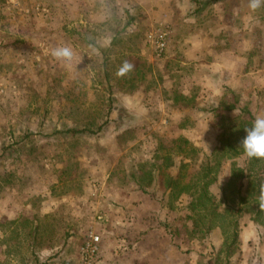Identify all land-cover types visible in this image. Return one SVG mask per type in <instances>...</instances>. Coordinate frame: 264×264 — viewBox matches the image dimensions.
<instances>
[{
	"label": "rangeland",
	"instance_id": "obj_1",
	"mask_svg": "<svg viewBox=\"0 0 264 264\" xmlns=\"http://www.w3.org/2000/svg\"><path fill=\"white\" fill-rule=\"evenodd\" d=\"M163 31L168 46L159 57L155 40ZM60 44L73 46L79 62L55 61L50 51ZM126 59L135 69L118 77ZM229 106L236 110L227 114ZM248 112L254 119L264 113V7L253 13L248 0H0V262L78 264L91 233L101 242L96 264L212 257L225 240L219 228L181 248L168 236L144 234L156 217L168 220L163 189L142 194L132 176L179 138L211 154L221 128L232 125L228 116ZM230 173L227 163L216 196ZM189 202L182 198L178 218ZM141 237L162 243V256L139 248ZM240 241L230 264H264V229L243 219ZM12 247L20 248L18 258L4 255Z\"/></svg>",
	"mask_w": 264,
	"mask_h": 264
},
{
	"label": "trees",
	"instance_id": "obj_2",
	"mask_svg": "<svg viewBox=\"0 0 264 264\" xmlns=\"http://www.w3.org/2000/svg\"><path fill=\"white\" fill-rule=\"evenodd\" d=\"M180 98L186 100L184 96ZM235 110L234 106L226 108L227 114ZM247 111L243 109L241 112ZM228 117L233 126L221 128L223 132L219 135L218 145L211 154L197 148L189 140L179 138L171 148L159 151L151 162L140 164L132 176L142 194H147L150 187L163 189L159 204L168 220L164 222L159 216L156 217V225L144 234H158L163 241L168 236L176 247L181 248L183 245L191 246L195 242L203 243L216 228L222 230L225 238L222 247L212 257L201 255L197 264H230L241 252L243 219L248 218L256 227L264 229V210L258 206L259 187L264 184V159H248L239 147L240 141L246 136L245 128L252 125L254 116L248 112L233 120ZM102 128L94 132L71 130L68 134H97ZM239 158L244 159L242 164L237 163ZM227 163H230V177L220 188V195L216 196L212 190L219 186ZM150 195L156 198L159 194L153 192ZM185 196L190 202L186 213L178 218V204ZM32 231L37 235L38 228H33ZM130 233L132 232L126 231L123 240L129 241ZM161 244L151 245L142 237L137 240L139 248L149 252L156 251L159 257L162 256V252H158L161 250ZM34 249L30 248V253L36 259ZM132 249L129 247L120 253H128ZM19 254V247H12L4 253L6 257L12 258H18ZM180 264L191 263L186 259Z\"/></svg>",
	"mask_w": 264,
	"mask_h": 264
},
{
	"label": "clouds",
	"instance_id": "obj_3",
	"mask_svg": "<svg viewBox=\"0 0 264 264\" xmlns=\"http://www.w3.org/2000/svg\"><path fill=\"white\" fill-rule=\"evenodd\" d=\"M248 7L251 12H256L264 7V0H248ZM50 55L53 59L65 66H71L79 62V53L69 44H60L52 48ZM135 69L130 60H123L118 66L116 75L125 77ZM246 136L240 141L239 147L248 159H264V113L258 114L252 125L245 128ZM259 209L264 210V184L259 187L258 193Z\"/></svg>",
	"mask_w": 264,
	"mask_h": 264
},
{
	"label": "built area",
	"instance_id": "obj_4",
	"mask_svg": "<svg viewBox=\"0 0 264 264\" xmlns=\"http://www.w3.org/2000/svg\"><path fill=\"white\" fill-rule=\"evenodd\" d=\"M155 44L158 56L162 57L168 46L167 31L160 32L157 35ZM100 243V237L95 233H91L80 249L78 264H96L100 252Z\"/></svg>",
	"mask_w": 264,
	"mask_h": 264
}]
</instances>
